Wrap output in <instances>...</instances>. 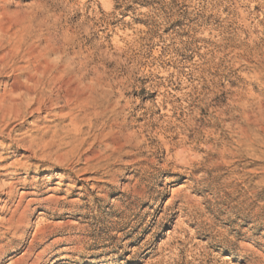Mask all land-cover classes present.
Instances as JSON below:
<instances>
[{"label": "rangeland", "instance_id": "obj_1", "mask_svg": "<svg viewBox=\"0 0 264 264\" xmlns=\"http://www.w3.org/2000/svg\"><path fill=\"white\" fill-rule=\"evenodd\" d=\"M0 14L30 45L0 93L50 34L89 53L116 114L75 131L58 102L7 122L0 264H264V0H0Z\"/></svg>", "mask_w": 264, "mask_h": 264}, {"label": "bare ground", "instance_id": "obj_2", "mask_svg": "<svg viewBox=\"0 0 264 264\" xmlns=\"http://www.w3.org/2000/svg\"><path fill=\"white\" fill-rule=\"evenodd\" d=\"M0 31L3 32L0 37V48L4 49V52L0 55L1 73L6 70L9 62H14L18 54L22 52L23 46L27 45L28 42L22 37L18 38L15 33L11 36L9 30L4 29L2 24H0ZM49 35L50 34L44 36L43 34L40 36L43 40L40 51H37V53L36 51L26 53V56L36 59L35 61L31 60L33 69L32 71H28L25 75V82L22 83L17 81L13 84H9V88L4 90L5 92L0 93V133L8 128L7 122L12 117L20 118L25 112L40 113L50 109L58 102H63L68 113L73 115L71 123L75 131H81L82 125L85 122H87V125L90 127L93 125V119L96 120L103 117L111 118L116 115L114 113V108L109 109L107 101V96L112 90V87L102 84L98 76L100 73L98 69L95 68L93 71L94 75L86 80V66L87 63L90 62V59L88 60L89 53L84 54V52L79 49L74 50L72 56L64 55L65 50L56 46V48H54L51 45V38H48ZM27 48L30 49L29 44ZM50 50L59 52L60 55H58L57 60L52 61L48 58L47 55L50 53ZM34 54L37 55L34 57ZM40 55L41 59H38ZM10 66L12 67V65ZM16 86L19 87L17 91H15L17 88ZM108 111L111 112L109 116H107L109 113ZM113 125L119 128L120 122L117 118L112 122L110 127ZM119 130L120 129H118V132L121 133L122 131ZM109 135L111 138L114 137L111 131ZM122 135H124V133H122ZM128 141L134 145H140L137 139V133H131L128 136ZM182 152L181 150L178 151L175 159H181L180 156ZM184 195L186 196V194Z\"/></svg>", "mask_w": 264, "mask_h": 264}]
</instances>
